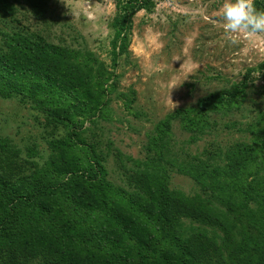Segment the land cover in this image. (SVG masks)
<instances>
[{
  "label": "rangeland",
  "instance_id": "374dc122",
  "mask_svg": "<svg viewBox=\"0 0 264 264\" xmlns=\"http://www.w3.org/2000/svg\"><path fill=\"white\" fill-rule=\"evenodd\" d=\"M221 3L155 0L151 11L137 12L133 19L128 56L115 59L110 49L115 14L111 0H0V56L9 58L19 50L11 42L18 37L77 52L72 62L81 69L68 67L63 75L77 77L81 88L87 85V75L93 80L102 65L109 72L104 91L92 82L93 95L89 85L78 92L88 99L101 97L104 105L97 108L102 112L74 123L85 132L86 149L78 146L67 161L75 168L90 165L94 151L105 180L132 198L140 172L150 169L152 181L167 178L169 192L195 207L207 205L227 224L233 220L227 203L232 197L219 198L214 187L219 175L234 169L239 177L228 182L237 188L264 183V72L259 70L264 33L230 39L223 30ZM29 5L38 7L36 14ZM235 89L241 94L229 109L211 108L202 116V99L221 94L224 100ZM0 91V185L19 184V178L41 174L49 155L47 141L62 140L66 132L43 110L51 104L49 96L38 93L36 105L27 98L28 90L19 95L0 84ZM179 110L185 114L174 116ZM190 176L210 187H200ZM149 186L142 189L148 191ZM242 199V206L254 212ZM138 201L137 193L130 201L137 203V210ZM240 218L232 229L236 244L239 228L260 234L251 219ZM182 225L189 235L205 228L186 219ZM217 242L225 253L220 239Z\"/></svg>",
  "mask_w": 264,
  "mask_h": 264
},
{
  "label": "trees",
  "instance_id": "16d2710c",
  "mask_svg": "<svg viewBox=\"0 0 264 264\" xmlns=\"http://www.w3.org/2000/svg\"><path fill=\"white\" fill-rule=\"evenodd\" d=\"M111 1L115 14L110 25L113 32L110 49L113 58L118 59L128 56L136 13L151 11L155 0ZM253 3L258 10H264V0ZM29 7L36 14L38 7ZM11 42L19 50L14 49L9 58L0 56V84L19 95L28 90L27 98L36 105L38 93L49 96L52 107L48 104L43 110L49 121L66 133L62 140L47 141L49 155L41 174L19 178V184L0 185V264H264V183L254 188L241 185L237 188L228 182L239 177L234 169L228 168L219 175L220 180L214 184L219 198L227 194L234 199L227 201L229 212L234 213L233 220L224 224L207 205L195 207L179 194L169 192L167 178L152 181L150 169L144 168L135 185L138 202L144 207L138 203L137 210V203L130 202L137 193L132 198L109 184L94 151L91 150L88 159L90 165L75 168L67 161L78 146L86 149L85 132L74 123L99 115L102 109L97 106L104 105L101 97L88 99L89 96L78 92L91 87L92 82H97L94 88L104 91L109 72L98 66L93 80L87 75V85L81 88L77 77L63 75L65 68L81 69L72 62L79 56L77 52L42 39L18 37ZM259 70L264 72V62ZM92 88L89 92L93 95ZM235 91L224 100L221 94L202 99V116L211 108L229 109V103L241 94ZM3 93L0 91V95ZM178 114L185 111L179 110L174 116ZM190 177L200 187H210L206 181ZM146 186L148 191L142 189ZM241 197L251 204L254 212L242 206ZM65 199L67 206L66 202L62 204ZM240 216L251 219L260 234L239 228L236 237L241 244H236L232 229ZM184 219L206 229H197L189 235L182 225ZM218 239L223 240L221 247L225 253L219 248Z\"/></svg>",
  "mask_w": 264,
  "mask_h": 264
},
{
  "label": "clouds",
  "instance_id": "9594fccd",
  "mask_svg": "<svg viewBox=\"0 0 264 264\" xmlns=\"http://www.w3.org/2000/svg\"><path fill=\"white\" fill-rule=\"evenodd\" d=\"M219 12L230 39L241 33L249 37L264 33V10H258L253 0H222Z\"/></svg>",
  "mask_w": 264,
  "mask_h": 264
}]
</instances>
